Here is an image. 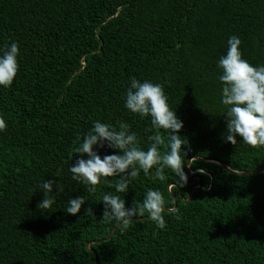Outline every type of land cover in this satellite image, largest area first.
Masks as SVG:
<instances>
[{
  "label": "trees",
  "instance_id": "trees-1",
  "mask_svg": "<svg viewBox=\"0 0 264 264\" xmlns=\"http://www.w3.org/2000/svg\"><path fill=\"white\" fill-rule=\"evenodd\" d=\"M233 35L245 59L264 64V0H0V49H20L13 85L0 88V264H264V173L222 166L264 171V147L223 139L217 62ZM131 77L162 84L182 119L188 181L165 168L141 171L125 194L105 184L89 192L69 168L94 121H125L142 148L151 144V117L124 107ZM44 180L64 187L51 211L37 207ZM148 188L165 199L166 227L145 212L107 240L118 225L103 219V193L131 207ZM80 195V213L68 214Z\"/></svg>",
  "mask_w": 264,
  "mask_h": 264
},
{
  "label": "clouds",
  "instance_id": "clouds-1",
  "mask_svg": "<svg viewBox=\"0 0 264 264\" xmlns=\"http://www.w3.org/2000/svg\"><path fill=\"white\" fill-rule=\"evenodd\" d=\"M227 43L226 54L221 55L217 62L221 70L218 77L220 103L225 106L223 113L226 114V135L223 139L235 145L239 137L244 144L254 148L264 147V64L253 65L244 58L238 36H231ZM19 55V44L15 41L0 49V88L13 85L19 71ZM124 107L142 118L151 117V127L155 129V133L148 137L151 144L146 150L142 148L136 132L125 121H119L118 127H114L96 120L92 128L83 134L82 140L77 138L74 152L79 153L80 158L69 168L72 180L85 185L89 192H96L98 185L105 184L114 188L115 192L125 194L141 171L149 175L154 170L158 175L167 168L175 175L176 184L185 185L188 181L184 169L189 142L179 134L184 124L176 110L169 106L163 85L131 77ZM7 127L6 119L0 116V133L5 132ZM161 130L167 135V151L163 155L160 146L165 144V139L160 134ZM105 147L118 152L101 157L99 149ZM198 171L204 173V169ZM110 177H119V180L114 181ZM37 190L43 193L37 207L51 211L57 194L63 192L64 187L55 180H44ZM86 201L83 195L71 198L65 211L75 216ZM100 201L104 206L103 219L114 220L117 225L127 227L130 221L140 219L147 212L157 228L166 227V204L159 190L148 188L142 202L134 201L131 207H126L125 199L111 191L104 192ZM174 212L179 220V209ZM85 215L94 218L91 207L85 209Z\"/></svg>",
  "mask_w": 264,
  "mask_h": 264
},
{
  "label": "water",
  "instance_id": "water-1",
  "mask_svg": "<svg viewBox=\"0 0 264 264\" xmlns=\"http://www.w3.org/2000/svg\"><path fill=\"white\" fill-rule=\"evenodd\" d=\"M194 159H195V160H203V161H205V162H216V161L211 160V159H199V158H192L191 160H194ZM191 160H190V163H191ZM220 165H222V164H220ZM222 166H223L224 168H226L229 172L234 173V174H240V175H257V174H262V173H264V171H251V172H242V173H239V172H235V171H232V170L228 169L225 165H222ZM200 188H201V186H199V187H197V188H194V189L192 190L191 194L189 195V199H188L187 201H185L184 198H183V201H185V202H189V201L192 199V195H193V193H194L195 191L199 190ZM118 228H119V225L116 226L114 232L112 233V235H111L107 240H110V239L114 236V234H115V232L117 231ZM90 245H91V244H90Z\"/></svg>",
  "mask_w": 264,
  "mask_h": 264
},
{
  "label": "rangeland",
  "instance_id": "rangeland-1",
  "mask_svg": "<svg viewBox=\"0 0 264 264\" xmlns=\"http://www.w3.org/2000/svg\"><path fill=\"white\" fill-rule=\"evenodd\" d=\"M194 173L193 172H191V175H193Z\"/></svg>",
  "mask_w": 264,
  "mask_h": 264
}]
</instances>
